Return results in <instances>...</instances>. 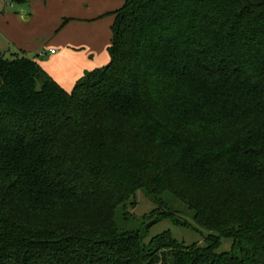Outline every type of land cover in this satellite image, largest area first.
<instances>
[{
  "label": "trees",
  "instance_id": "1",
  "mask_svg": "<svg viewBox=\"0 0 264 264\" xmlns=\"http://www.w3.org/2000/svg\"><path fill=\"white\" fill-rule=\"evenodd\" d=\"M111 30L70 92L0 54V264H264V0H126ZM138 190L203 245L123 228Z\"/></svg>",
  "mask_w": 264,
  "mask_h": 264
},
{
  "label": "rangeland",
  "instance_id": "2",
  "mask_svg": "<svg viewBox=\"0 0 264 264\" xmlns=\"http://www.w3.org/2000/svg\"><path fill=\"white\" fill-rule=\"evenodd\" d=\"M125 1L30 0L23 5L27 18L24 20L18 5L0 0V53L20 52L30 59L37 57L41 68L70 92L85 73L108 64L112 25ZM62 48L69 52L68 56L63 60L52 59L51 51L59 55ZM162 199L177 212L174 217L187 221L188 227L175 226L170 219H163L146 229V224L154 219L157 206L142 190L127 200L128 221H123L122 227L145 232L146 243L170 231L176 241L185 245H203L208 232L196 227L186 214V207L169 195H162ZM231 246L230 239L222 238L217 253L228 252Z\"/></svg>",
  "mask_w": 264,
  "mask_h": 264
},
{
  "label": "crops",
  "instance_id": "3",
  "mask_svg": "<svg viewBox=\"0 0 264 264\" xmlns=\"http://www.w3.org/2000/svg\"><path fill=\"white\" fill-rule=\"evenodd\" d=\"M9 1V0H8ZM9 3H10V5H12L13 3H11L10 1H9ZM54 52V51H53ZM60 53H59V55H56L57 53H52V55H53V58L52 59H58L59 57V59H64L65 57H67L68 56V54H69V52L67 51V50H65V49H61L60 51H59ZM0 54H2V53H0ZM35 59H37V57L35 58ZM86 67L85 68H89L90 66H88V65H85ZM82 72V71H81Z\"/></svg>",
  "mask_w": 264,
  "mask_h": 264
},
{
  "label": "water",
  "instance_id": "4",
  "mask_svg": "<svg viewBox=\"0 0 264 264\" xmlns=\"http://www.w3.org/2000/svg\"><path fill=\"white\" fill-rule=\"evenodd\" d=\"M24 5V4H23ZM23 5H18L19 10H21V15L24 20H27L25 17V11L23 10Z\"/></svg>",
  "mask_w": 264,
  "mask_h": 264
},
{
  "label": "built area",
  "instance_id": "5",
  "mask_svg": "<svg viewBox=\"0 0 264 264\" xmlns=\"http://www.w3.org/2000/svg\"><path fill=\"white\" fill-rule=\"evenodd\" d=\"M51 53H54L53 51H51Z\"/></svg>",
  "mask_w": 264,
  "mask_h": 264
}]
</instances>
